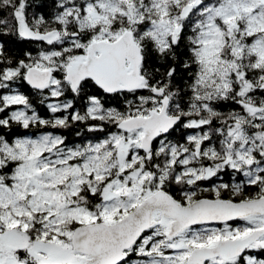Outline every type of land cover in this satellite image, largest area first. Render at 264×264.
<instances>
[{"label": "snow or ice", "instance_id": "6c2138e0", "mask_svg": "<svg viewBox=\"0 0 264 264\" xmlns=\"http://www.w3.org/2000/svg\"><path fill=\"white\" fill-rule=\"evenodd\" d=\"M0 264H264V0H0Z\"/></svg>", "mask_w": 264, "mask_h": 264}]
</instances>
